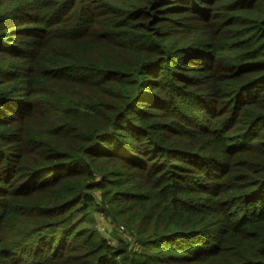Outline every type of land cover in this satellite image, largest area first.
Masks as SVG:
<instances>
[{
  "label": "trees",
  "instance_id": "16d2710c",
  "mask_svg": "<svg viewBox=\"0 0 264 264\" xmlns=\"http://www.w3.org/2000/svg\"><path fill=\"white\" fill-rule=\"evenodd\" d=\"M0 264H264V0H0Z\"/></svg>",
  "mask_w": 264,
  "mask_h": 264
},
{
  "label": "rangeland",
  "instance_id": "374dc122",
  "mask_svg": "<svg viewBox=\"0 0 264 264\" xmlns=\"http://www.w3.org/2000/svg\"><path fill=\"white\" fill-rule=\"evenodd\" d=\"M96 217L98 219V224H97V228L99 229V231L107 237H113V235L117 234L119 237L125 238L129 236V232L127 230V228L125 227V225L121 224H117L115 222H113L112 219L104 216L102 213H96ZM115 241V237L113 238Z\"/></svg>",
  "mask_w": 264,
  "mask_h": 264
}]
</instances>
